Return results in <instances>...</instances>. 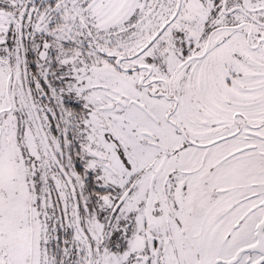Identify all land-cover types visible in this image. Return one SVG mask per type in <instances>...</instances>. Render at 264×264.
I'll return each instance as SVG.
<instances>
[{"label": "snow or ice", "instance_id": "snow-or-ice-1", "mask_svg": "<svg viewBox=\"0 0 264 264\" xmlns=\"http://www.w3.org/2000/svg\"><path fill=\"white\" fill-rule=\"evenodd\" d=\"M0 264H264V0H0Z\"/></svg>", "mask_w": 264, "mask_h": 264}]
</instances>
